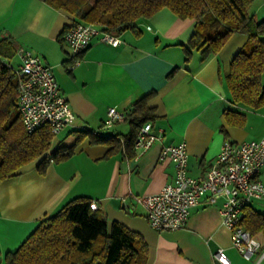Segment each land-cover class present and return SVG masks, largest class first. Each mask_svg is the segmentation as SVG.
<instances>
[{
	"label": "crops",
	"instance_id": "1",
	"mask_svg": "<svg viewBox=\"0 0 264 264\" xmlns=\"http://www.w3.org/2000/svg\"><path fill=\"white\" fill-rule=\"evenodd\" d=\"M252 10L256 22L264 20V0H254ZM72 23L67 12L43 0H0V39L11 41L16 49H29L51 67L76 116L53 136L48 151L69 147L70 156L51 162L43 172L37 169V159L0 180V264L40 219L81 196L102 209L109 224L118 222L143 237L147 264H220L213 256L218 248L224 249L230 264H264V237H257L262 247L250 259L232 246L218 212L223 198L210 204L201 197L186 225L166 232L154 231L132 198L156 193L173 180L172 162L159 159L164 145L184 141L188 174L197 177L216 159L223 140L241 142L264 135V111L232 103L226 85L230 62L248 35L232 34L205 60L196 48L186 58L183 45L194 32L195 20L162 8L136 29L120 32L119 45L94 37L86 49L72 55L61 39L63 28ZM5 62L16 69L19 59L14 55ZM146 96L154 112L148 122L153 132L162 129L161 140L141 153L131 144L93 141L92 131L128 136L133 130L128 118L102 126L107 111L114 107L126 114ZM230 111L243 114L244 122L228 123ZM259 178L264 181V168ZM253 203L249 207L264 212V203L261 208Z\"/></svg>",
	"mask_w": 264,
	"mask_h": 264
},
{
	"label": "trees",
	"instance_id": "2",
	"mask_svg": "<svg viewBox=\"0 0 264 264\" xmlns=\"http://www.w3.org/2000/svg\"><path fill=\"white\" fill-rule=\"evenodd\" d=\"M72 16L73 23L90 22L114 34L134 30L137 24L168 8L180 18L195 20L194 32L183 48L186 58L192 48L201 59L218 52L234 33L248 35L245 44L233 56L226 85L232 103L264 111V20L253 18L254 0H43ZM15 45L0 39V180L39 159L37 169L67 158L69 147L49 152L53 134L49 127L27 132L17 107L18 76L5 62L16 55ZM147 96L133 104L125 114L133 130L128 136H101L92 131L95 142L114 146L133 145L140 127L153 118ZM227 122L241 125L245 117L236 111L227 113ZM134 127L136 129L134 130ZM242 224L254 237H264V212L246 207ZM148 246L138 233L118 222L108 223L106 213L93 205L89 197H76L55 213L39 220L30 234L13 250L5 253V264H147Z\"/></svg>",
	"mask_w": 264,
	"mask_h": 264
},
{
	"label": "built area",
	"instance_id": "3",
	"mask_svg": "<svg viewBox=\"0 0 264 264\" xmlns=\"http://www.w3.org/2000/svg\"><path fill=\"white\" fill-rule=\"evenodd\" d=\"M94 37L112 46L120 44L119 35L104 31L96 24L78 22L70 27L63 41L70 54L77 55L86 49ZM19 59L15 73L18 76L17 107L27 132L49 127L57 135L64 126L73 124L76 116L68 99L59 91L51 67L40 56L26 48H18ZM125 113L111 107L103 127H110L122 120ZM162 129L152 131L150 122L138 130L133 142L141 153L152 143L161 140ZM160 160L168 159L174 167V177L153 194L132 195L144 209V218L156 232L175 231L184 227L191 209L205 196L208 203L223 198L218 212L222 224L230 232L231 244L245 258L250 259L262 243L242 224L246 207L253 200L264 199V181L259 174L264 168V135L259 139L235 142L223 140L220 151L208 170L201 176L188 174V151L184 141L164 145ZM93 205H97L93 202ZM214 259L220 264H230L223 248H218Z\"/></svg>",
	"mask_w": 264,
	"mask_h": 264
},
{
	"label": "rangeland",
	"instance_id": "4",
	"mask_svg": "<svg viewBox=\"0 0 264 264\" xmlns=\"http://www.w3.org/2000/svg\"><path fill=\"white\" fill-rule=\"evenodd\" d=\"M14 62H15V61L12 60V64H14ZM257 201H259V200H253V201H252V202H254L253 205H254L256 208H257V207H258V208H261L260 203H264V202H259V203H258Z\"/></svg>",
	"mask_w": 264,
	"mask_h": 264
}]
</instances>
